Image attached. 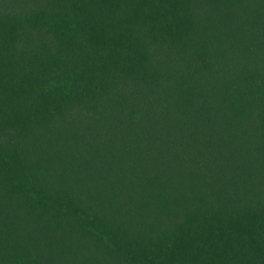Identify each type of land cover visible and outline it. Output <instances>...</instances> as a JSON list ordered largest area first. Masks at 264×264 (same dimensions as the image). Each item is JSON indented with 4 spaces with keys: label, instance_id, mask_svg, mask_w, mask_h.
<instances>
[{
    "label": "trees",
    "instance_id": "1",
    "mask_svg": "<svg viewBox=\"0 0 264 264\" xmlns=\"http://www.w3.org/2000/svg\"><path fill=\"white\" fill-rule=\"evenodd\" d=\"M0 264H264V0H0Z\"/></svg>",
    "mask_w": 264,
    "mask_h": 264
}]
</instances>
